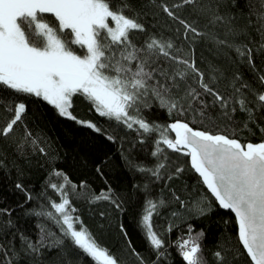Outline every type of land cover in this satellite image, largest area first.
<instances>
[{
    "label": "snow or ice",
    "instance_id": "6c2138e0",
    "mask_svg": "<svg viewBox=\"0 0 264 264\" xmlns=\"http://www.w3.org/2000/svg\"><path fill=\"white\" fill-rule=\"evenodd\" d=\"M238 3L239 0H180L171 7L166 4L161 7L168 17L183 26L184 41L190 46L204 38L213 42L217 55L227 57L224 49H234L241 62L256 71L254 56L257 53L264 55V0H244L247 11L238 9L233 13L232 9L238 8ZM185 7L205 21V28L227 26L226 39H218L215 31H200L197 21L188 23L180 19L175 10ZM129 11H134L129 0H120L115 6L113 0H0V87L42 98L54 106L61 117L97 133L102 130L95 123L79 120L73 115L74 95H82L101 117L135 131L141 144L159 133V138L154 141L155 150L151 152L157 160L154 166L125 157L130 167L147 177L142 189L145 201L140 227L151 249L156 252L157 260L153 264H158L160 258L167 254L162 234L155 230L153 218L161 215L160 210L170 203H179L181 208L186 206L175 192L171 201L163 196H151L154 183L162 181L165 176L170 181L184 171L176 168L174 173L168 174L166 149L190 156L191 167L202 177L219 207L235 213L239 226L238 241L252 264H264V142L242 144L227 134L194 129L179 119L160 125L156 121L149 122L144 115L146 110L158 107L169 116L194 112L201 119L212 122L206 112L218 107L223 117L229 120L239 110L254 122L255 113L264 111V91L254 92V99L249 100L241 90L249 86L237 74L230 84L231 94L226 90L222 93L217 85L223 73L216 76L201 71L197 61L188 58L191 53L183 47H176L171 38L165 40L150 34L142 44H137L133 34L144 33L146 28L138 22L140 14L137 12L130 16L126 14ZM47 16L54 18L56 26L47 21ZM239 18L245 19L246 25L237 30L233 24ZM249 28L260 37L258 47L228 42L227 37L241 35L251 39ZM77 45L78 50L83 51L82 55L73 50ZM209 67L213 72L219 71L211 64ZM258 81L264 86V74L258 76ZM237 82H240L239 87ZM204 97L211 99L206 101ZM250 104L255 107H249ZM0 108L11 114L6 123L0 124V140L15 146L21 154L27 143L44 153L45 149L39 147L24 124L26 104H0ZM21 125L24 126L23 138L17 142ZM244 126L247 127V123ZM169 131L175 133L174 139L169 138ZM108 139L113 140L114 137L108 136ZM3 167L4 161L0 159V169ZM52 175L64 180L61 184L48 185L59 194V202L50 200L51 210L32 214L44 216L61 235L56 237L55 233L40 226V235L33 241L16 228L10 218V210L0 209V217H9L0 220V264H21L23 261L44 264L45 250L53 249L58 250L60 264H79L80 254L91 258L94 264H121L119 258L98 244L79 216L73 215L76 209L66 188L71 184L68 177L58 170ZM15 187L25 191L21 184ZM71 187L76 194V185ZM27 199L32 197L29 195ZM101 200L121 208L118 199H113L110 187L98 195L93 194L89 202ZM206 200L201 201L200 215L212 211L211 203L205 204ZM177 215L175 211L171 213L172 217ZM173 227L170 224L168 231L171 232ZM121 228L123 231V226ZM193 233L194 227L189 224L187 236L182 235L175 241L180 256L185 264H209L201 243L203 231ZM50 237L55 238L50 241ZM17 239L19 248L15 243ZM128 248L140 264H145L130 241ZM229 251L222 248L212 254L217 264H235Z\"/></svg>",
    "mask_w": 264,
    "mask_h": 264
},
{
    "label": "trees",
    "instance_id": "16d2710c",
    "mask_svg": "<svg viewBox=\"0 0 264 264\" xmlns=\"http://www.w3.org/2000/svg\"><path fill=\"white\" fill-rule=\"evenodd\" d=\"M119 2L120 0H113V6ZM129 2L134 11L126 14L132 16L138 12L140 14L138 22L144 24L146 28L144 33L133 34L137 44H142L150 34L158 38L163 37L165 40L171 38L176 47H183L186 52L191 53L188 58L195 59L201 71L216 76L223 73L217 85L222 93L226 90L231 94L230 84L237 74L241 81L249 86L248 89H241L249 100L254 99V92L264 91V86L258 81V76L264 74V55L257 53L254 56L256 66L254 71L247 63L241 62L234 49H224L227 57L217 55L213 42L204 38H200L198 43L190 46L184 41L183 26L168 17L161 7L163 4L171 7L180 0H129ZM238 9H244V0H239L238 8H233L232 12L236 13ZM175 11L180 19L188 23L197 21L196 26L200 31H215L218 39H226L227 26L205 28V21L193 15L189 8ZM46 19L51 25L56 26L54 18L47 16ZM245 25L246 20L239 18L234 21L233 27L239 30ZM249 36L251 39L244 35L227 37V39L229 43L247 44L250 48L258 47L260 37L257 32L249 28ZM78 49V45L73 48L77 54L82 55L83 51ZM210 64L219 71L213 72L209 67ZM236 86L239 87L240 82H237ZM204 99L210 101L211 97ZM18 102L26 104L24 124L45 152L40 153L31 143H27L21 154L17 152L15 146L0 140V159L4 161V167L0 169V209L10 210V218L16 228L33 241L40 235V226H44L59 237L61 234L54 224L44 216L32 214L41 210H51L50 200L59 202V194L48 186L49 183H64L63 177L52 175L53 171L58 170L71 182L66 188L71 203L76 209L73 215L79 216L83 226L92 233L100 246L119 258L121 264H140L128 248L130 241L132 248L143 257L145 264H153V261L157 260L156 252L151 249L140 227L145 201L142 189L147 183V177L130 167L125 157L136 163L154 166L157 160L151 156V152L155 150L154 141L159 138V133L148 137L146 142L141 144L135 131L127 130L118 126L115 121L101 117L82 95H74L71 109L73 115L79 120L95 123L102 130L97 133L61 117L54 106L43 101L42 98L17 94L13 90L0 87V104L14 106ZM249 107L255 105L250 104ZM144 115L149 122L156 121L160 125H167L179 119L188 122L194 129L213 134H227L230 138L238 139L242 144L264 142V111L255 113L254 122L248 119L246 113L239 110L229 120L223 117L218 107L206 112V116L211 117L212 122L201 119L199 114L194 112L169 116L166 111L158 107L146 110ZM10 118L11 114L0 108V124L6 123ZM245 123L247 127L244 126ZM23 132L24 126L21 125L18 129L17 142L22 140ZM168 135L169 138H173L170 132ZM108 136H113L114 139L109 140ZM134 141L135 146H133ZM161 147L165 146L161 145ZM165 155L168 156V174L174 173L176 168H182L184 171L170 181L165 176L162 181L154 183L151 186V196L153 198L163 196L171 201L172 193L175 192L186 202V206L181 208L179 203H170L167 208L160 210L161 215L153 218L155 230L162 234L167 248V254L160 258L158 264H185L175 246V241L182 235L187 236L189 224L194 227L193 234L203 231L201 243L209 264H217L212 254L222 248L230 250L229 256L234 258L235 264H251L239 244L234 217L230 212L222 210L208 194L200 179L190 168L188 156L167 149ZM160 159L163 160V156ZM16 184L23 185L25 191L16 189ZM73 184L76 185V194H73L71 187ZM82 184L84 187H81ZM109 187L113 190V199H118L120 202V209L110 201L89 202L93 194L98 195L102 190L107 191ZM29 195L32 197L31 200L27 199ZM204 198H207L205 204L211 203L212 211L200 215L199 209L203 206L201 201ZM193 201L196 203L193 204ZM173 211L178 213L176 217L171 216ZM8 218L5 215L0 217V220ZM170 224L174 225L171 232L168 231ZM54 238L50 237L49 240ZM15 243L19 248V239ZM43 260L44 264H60L58 250H45ZM21 264H27V261ZM79 264H94V262L91 258L80 254Z\"/></svg>",
    "mask_w": 264,
    "mask_h": 264
},
{
    "label": "water",
    "instance_id": "95a60500",
    "mask_svg": "<svg viewBox=\"0 0 264 264\" xmlns=\"http://www.w3.org/2000/svg\"><path fill=\"white\" fill-rule=\"evenodd\" d=\"M171 122H174V121H171ZM171 122H169V123H171ZM169 123H168V124H169ZM169 132L171 133V135H172V137H173L172 139H174V137H175V133H174V132H171V131H169ZM260 143H261V142H260ZM246 144H247V143H246ZM253 144H254V143H253ZM255 144H256V143H255ZM188 161H189L190 168L193 170L194 174L200 179V181H201V183L203 184L205 190H206V191L208 192V194H209V195L215 200V198L211 195V193H210L209 190L207 189V186L204 185L202 177H200V176H199V173L195 172V170L191 167V158H190V156H188ZM215 202H216V204L219 206L218 202H217V201H215ZM221 209L224 210V211H228V212H230V213L232 214V216L234 217L235 222H236V227H237V237H238L239 226H238L237 221H236L235 213L232 212L231 209H223V208H221ZM239 244H240V243H239ZM240 246H241L242 249H243V246H242L241 244H240ZM243 251L245 252L246 256L248 257L247 252H246L244 249H243ZM248 259H249V261H250L251 264H252L251 258L248 257Z\"/></svg>",
    "mask_w": 264,
    "mask_h": 264
}]
</instances>
